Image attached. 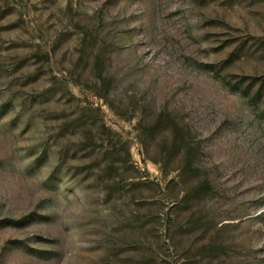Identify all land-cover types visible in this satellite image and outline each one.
<instances>
[{
    "label": "rangeland",
    "instance_id": "rangeland-1",
    "mask_svg": "<svg viewBox=\"0 0 264 264\" xmlns=\"http://www.w3.org/2000/svg\"><path fill=\"white\" fill-rule=\"evenodd\" d=\"M0 264H264V0H0Z\"/></svg>",
    "mask_w": 264,
    "mask_h": 264
}]
</instances>
